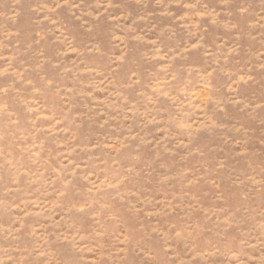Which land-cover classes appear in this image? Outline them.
Returning a JSON list of instances; mask_svg holds the SVG:
<instances>
[{"label":"rangeland","instance_id":"obj_1","mask_svg":"<svg viewBox=\"0 0 264 264\" xmlns=\"http://www.w3.org/2000/svg\"><path fill=\"white\" fill-rule=\"evenodd\" d=\"M0 264H264V0H0Z\"/></svg>","mask_w":264,"mask_h":264}]
</instances>
